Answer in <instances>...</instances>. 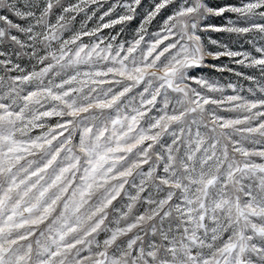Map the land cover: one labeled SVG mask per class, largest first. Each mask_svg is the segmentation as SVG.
I'll use <instances>...</instances> for the list:
<instances>
[{
	"label": "snow or ice",
	"instance_id": "6c2138e0",
	"mask_svg": "<svg viewBox=\"0 0 264 264\" xmlns=\"http://www.w3.org/2000/svg\"><path fill=\"white\" fill-rule=\"evenodd\" d=\"M0 264H264V0H0Z\"/></svg>",
	"mask_w": 264,
	"mask_h": 264
}]
</instances>
